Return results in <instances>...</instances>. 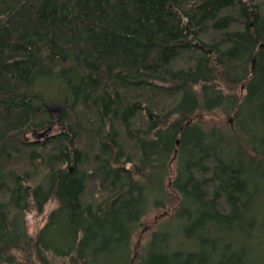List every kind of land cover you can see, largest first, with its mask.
Listing matches in <instances>:
<instances>
[{
  "label": "trees",
  "instance_id": "16d2710c",
  "mask_svg": "<svg viewBox=\"0 0 264 264\" xmlns=\"http://www.w3.org/2000/svg\"><path fill=\"white\" fill-rule=\"evenodd\" d=\"M44 75L65 83L56 116ZM247 107L264 114V0H0V264H264ZM213 112L239 118L231 135L196 121ZM52 200L32 236L27 214Z\"/></svg>",
  "mask_w": 264,
  "mask_h": 264
},
{
  "label": "rangeland",
  "instance_id": "374dc122",
  "mask_svg": "<svg viewBox=\"0 0 264 264\" xmlns=\"http://www.w3.org/2000/svg\"><path fill=\"white\" fill-rule=\"evenodd\" d=\"M65 83L62 81H57V79L48 76V75H44L41 76L39 78L38 81V91L39 93L42 95V97L45 99V101L48 104V107L53 111V115L56 116L57 115V111L63 107V103L65 102L64 98L66 96L65 94V90L66 87L64 86ZM69 97V96H68ZM225 108H229L230 105L229 104H225L224 105ZM248 109H250V107H247L245 109V111H249ZM254 112V118L252 119V121L248 120L247 126L251 127V130L253 132H256V130L258 132L255 133L256 137L258 138V136L263 135L264 134V129L260 130L259 126L262 125V127L264 126V114L257 112V110H253L251 108V110L249 111V113L247 112V114L245 116H252V113ZM239 116L241 118H244L243 113H240ZM238 117H235L234 120L230 117H225L222 113L220 112H213V113H204V114H198V117L196 119V121H198L199 123H201L206 129L207 131H212L214 126L217 127H222V129H224L226 135H231V130L234 127V123L237 125L238 124ZM230 128V129H225V128ZM45 128L42 130H33L30 131L28 133L25 134V138L28 140H36L33 137V134L36 132H42L46 129ZM60 129L54 128L53 127V133L52 135H55L58 133ZM200 132V129L197 127H193L192 129H190L189 131V135L192 137H195V135H197ZM229 133V134H228ZM44 139H38V141H43ZM58 206V203L55 200H52L51 202H49L48 205H46L44 211L42 213H37L36 211H31L30 213L27 214L26 220H27V228H28V232L32 235L35 236L39 230L45 225L47 218L50 214V212L55 209ZM170 209L168 210H161V211H157L155 213H151L149 214V216H147L144 219L143 225L141 227V229L139 230V232L135 235L134 240H133V244H132V249H133V256H135V260L137 259V257H140L139 255H141L143 247L146 245V242L150 236V234L152 233V231L154 230L156 225H159L160 223H162L165 219H167L168 217V213H170ZM166 216H165V215ZM154 222H156L154 224ZM152 226V227H150ZM178 225L177 223H173L170 224L168 226V228H177ZM160 228H162V230H157L158 232L162 231L163 233L166 232L164 230H166V227L164 224H162L160 226ZM178 229V228H177ZM52 231H50L48 233V238L53 239L57 242H64V240H62V234H65L66 236H68V234L70 235V230L68 229V227L62 228V227H58L57 229H51ZM100 245V243H99ZM53 262L55 264H69V261L67 259H60V258H52ZM98 264V263H97Z\"/></svg>",
  "mask_w": 264,
  "mask_h": 264
},
{
  "label": "water",
  "instance_id": "95a60500",
  "mask_svg": "<svg viewBox=\"0 0 264 264\" xmlns=\"http://www.w3.org/2000/svg\"><path fill=\"white\" fill-rule=\"evenodd\" d=\"M52 133H53V128H49V129H46L42 132L34 133L33 137L37 140L38 139H44L45 140V139L49 138L50 136H52Z\"/></svg>",
  "mask_w": 264,
  "mask_h": 264
}]
</instances>
